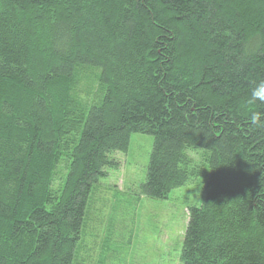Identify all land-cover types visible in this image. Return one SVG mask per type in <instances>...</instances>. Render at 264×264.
<instances>
[{"label": "trees", "instance_id": "trees-1", "mask_svg": "<svg viewBox=\"0 0 264 264\" xmlns=\"http://www.w3.org/2000/svg\"><path fill=\"white\" fill-rule=\"evenodd\" d=\"M261 82L264 0H0V264H72L133 132L145 196L201 175L187 149L208 162L182 263L264 264Z\"/></svg>", "mask_w": 264, "mask_h": 264}, {"label": "rangeland", "instance_id": "rangeland-1", "mask_svg": "<svg viewBox=\"0 0 264 264\" xmlns=\"http://www.w3.org/2000/svg\"><path fill=\"white\" fill-rule=\"evenodd\" d=\"M92 84L95 90V80ZM85 85L82 80L84 91ZM152 147V135L133 132L127 150L112 153L118 165L106 168L107 175L91 188L72 264H183L188 211L200 204L208 162H202L201 149H187L202 166L201 175L166 198H152L141 193Z\"/></svg>", "mask_w": 264, "mask_h": 264}, {"label": "clouds", "instance_id": "clouds-1", "mask_svg": "<svg viewBox=\"0 0 264 264\" xmlns=\"http://www.w3.org/2000/svg\"><path fill=\"white\" fill-rule=\"evenodd\" d=\"M252 101L264 102V82H261L252 90ZM251 123L254 125H259L261 123L260 117L258 115H253L251 117Z\"/></svg>", "mask_w": 264, "mask_h": 264}]
</instances>
